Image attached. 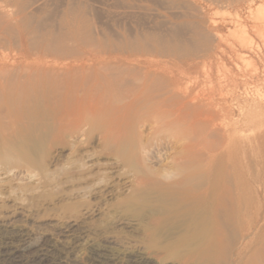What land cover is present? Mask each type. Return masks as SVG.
Instances as JSON below:
<instances>
[{"label": "bare ground", "instance_id": "bare-ground-1", "mask_svg": "<svg viewBox=\"0 0 264 264\" xmlns=\"http://www.w3.org/2000/svg\"><path fill=\"white\" fill-rule=\"evenodd\" d=\"M39 2L0 0V171L25 154L96 138L102 155L131 169L137 199H155L165 216L186 222L197 260L264 264V117L223 126L219 113L231 106L186 85V45L147 30L104 34L74 0L53 20ZM261 127L249 141L231 132ZM85 151L64 174L87 167ZM26 245L20 232L1 235L0 264Z\"/></svg>", "mask_w": 264, "mask_h": 264}, {"label": "rangeland", "instance_id": "rangeland-1", "mask_svg": "<svg viewBox=\"0 0 264 264\" xmlns=\"http://www.w3.org/2000/svg\"><path fill=\"white\" fill-rule=\"evenodd\" d=\"M30 1H40L53 20L66 3ZM74 1L88 6L91 23L104 34L147 30L186 45L193 54L186 57V85L231 106L229 114L219 113L223 126L264 117V0ZM153 58L180 61L174 55ZM262 129L231 132L249 141ZM98 144L95 138L90 146L46 147L25 154L11 172L0 171V236L20 232L27 240L8 264H209L186 249V222L174 211L165 216V206L155 199L145 204L137 199L131 169L102 155ZM87 149V167L64 174L78 151ZM30 168L46 169L50 176H31ZM87 186L93 187L90 192Z\"/></svg>", "mask_w": 264, "mask_h": 264}]
</instances>
